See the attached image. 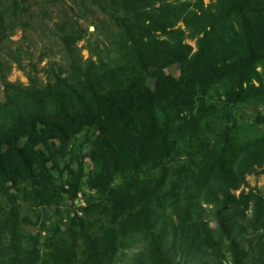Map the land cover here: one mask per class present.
Masks as SVG:
<instances>
[{"label":"trees","instance_id":"16d2710c","mask_svg":"<svg viewBox=\"0 0 264 264\" xmlns=\"http://www.w3.org/2000/svg\"><path fill=\"white\" fill-rule=\"evenodd\" d=\"M40 1L0 0V264H264V196L245 190L264 173V0ZM65 1L64 61L8 80L30 23ZM95 13L116 37L82 59Z\"/></svg>","mask_w":264,"mask_h":264},{"label":"rangeland","instance_id":"374dc122","mask_svg":"<svg viewBox=\"0 0 264 264\" xmlns=\"http://www.w3.org/2000/svg\"><path fill=\"white\" fill-rule=\"evenodd\" d=\"M40 1V0H38ZM209 0H203V3H208ZM41 2V1H40ZM33 8H37V6H33ZM51 12L49 11L47 15L42 17V23L40 24L39 21H33L30 23V31L26 32L24 34V40L21 43V54L20 57L22 58L21 63L24 65V69H19L16 66V62L12 61V68L8 74V80L10 81H20L24 84L27 83L26 80V71H31L33 74L35 73L36 76L40 79H46V73L45 69L48 67H51L52 62H56L58 64L62 63L64 61V52L62 50L60 41L58 40V36L56 35L57 30H55V22H59L58 19H60L57 15L60 11H66L68 14L71 13L72 10H69V1H65V3L60 4H54L52 7H50ZM95 22V26L91 21ZM79 26L81 28H85L87 30L86 37L76 42V48H78L79 56L82 59H85L90 55L89 48H95V46L100 47L101 45L107 44V40L110 38L116 37V27L105 17H103L101 14L95 13L94 18L93 17H87L85 19H80L78 21ZM95 27L97 30L94 31ZM23 34L22 29L17 30L13 35H11L9 38L13 41L20 40L21 36ZM187 41L194 45L193 40L187 39ZM2 44V43H1ZM17 44H10L12 51L15 49ZM40 54H43L41 60H38V57ZM95 56L93 55L92 58ZM30 63L34 64L33 68H30ZM170 72L172 74L178 73V67L176 65L170 67ZM149 85H152V80L148 81ZM3 94L0 86V99H2ZM239 121L243 122L247 120V122H250V114L249 110L247 108L242 107L239 108ZM80 140H74L75 145L78 144ZM89 150L88 145H84L82 149L78 150L80 154L86 153ZM85 162V171H87L89 168H91V163L88 158L84 159ZM264 168V167H263ZM246 182L248 186L245 188V190H248L249 188H254L255 190H258L263 196H264V173L261 174H249L246 176ZM91 193V191L87 190L85 187H83V192ZM235 193L237 191H234ZM83 196L78 193L77 195V205H83ZM208 226L210 228H215L216 222L214 219H210L208 222ZM31 226H26L27 231H31ZM236 231L233 230L232 235H235ZM256 237V234H251L250 231L238 233L237 239L241 243V245H244L246 247L247 242L250 240H254ZM136 249H127L123 251L122 253H119L117 257L120 258V260H125L128 257L131 256L133 252H135ZM174 257L175 261H181L184 262V264H199L201 261L205 262L207 264H219L217 261L209 257L207 255H203L198 253L190 254L188 259H185V257L181 256V254H171ZM222 263V262H221ZM119 264V263H116ZM222 264H225L224 262Z\"/></svg>","mask_w":264,"mask_h":264}]
</instances>
